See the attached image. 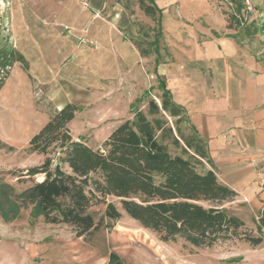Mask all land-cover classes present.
<instances>
[{
    "label": "rangeland",
    "instance_id": "obj_1",
    "mask_svg": "<svg viewBox=\"0 0 264 264\" xmlns=\"http://www.w3.org/2000/svg\"><path fill=\"white\" fill-rule=\"evenodd\" d=\"M161 1L155 2L157 29L156 18L147 16L138 0H0V48L11 47L27 61L26 69L13 63L0 89V180L13 188L2 187V206L8 195L27 186L17 176L45 157L26 152L28 141L65 103L78 107L68 123L71 136L102 150L135 108L150 120L161 117L179 136L175 118L150 114L148 99L160 103L159 80L170 91L186 88L187 78L170 72V65L181 70L192 65L205 42L229 41L236 54L264 73V0H169L167 6ZM159 64H165L166 75L157 74ZM186 84L193 87L190 93L200 81L190 78ZM145 91L148 97H142ZM178 127L182 138L205 149L185 116ZM156 134L169 152L181 153L183 140L177 146L169 134ZM203 160L198 168L211 169ZM259 178L264 183L263 172ZM243 201L236 192L224 206L255 230L253 219L263 205L258 210ZM102 210L103 205L91 208L101 224L84 236L67 224L31 217L30 207H19L13 219L0 214V264H106L111 253L125 264H264L262 244L231 239L195 247L182 239L164 241L123 211L108 225Z\"/></svg>",
    "mask_w": 264,
    "mask_h": 264
},
{
    "label": "trees",
    "instance_id": "obj_2",
    "mask_svg": "<svg viewBox=\"0 0 264 264\" xmlns=\"http://www.w3.org/2000/svg\"><path fill=\"white\" fill-rule=\"evenodd\" d=\"M138 2L147 16L156 18L159 29L155 1ZM242 6L237 3L238 9ZM15 62L27 68L19 51L1 47L0 89ZM157 88L160 103L149 97L148 112L175 118L179 136L173 135L172 127L161 117L150 120L135 108L132 118L111 131L103 149H95L71 136L68 123L78 107L67 102L28 141L26 152L45 157L39 165L17 176L18 182L28 184L7 196L6 207L0 202L3 218L13 219L19 207H30L31 217L41 216L48 224H67L76 236H84L100 227L101 220H95L91 208L103 205L102 218L108 225L118 220L123 211L164 241L182 239L195 247H210L239 239L251 246L264 245V204L255 230L246 228L243 220L224 206L236 196V191L221 182L212 169L198 168L207 158L205 150L182 138L178 123L184 118V110L173 100L164 81L159 80ZM148 96L149 91H145L142 97ZM157 131L172 136L177 146L183 140L181 153L169 152L158 139ZM35 175L42 177L36 180ZM4 186L13 190L0 180V198ZM108 198H115L119 205ZM106 264L125 263L111 253Z\"/></svg>",
    "mask_w": 264,
    "mask_h": 264
},
{
    "label": "crops",
    "instance_id": "obj_3",
    "mask_svg": "<svg viewBox=\"0 0 264 264\" xmlns=\"http://www.w3.org/2000/svg\"><path fill=\"white\" fill-rule=\"evenodd\" d=\"M200 48V57L183 71L171 63L170 72L200 81L189 93L193 87L185 80L186 88H172V98L205 143L203 161L245 199L244 204L260 210L264 204V183L259 178L264 173V73L249 58L236 54L229 41L212 40ZM164 65H157L160 76L166 75ZM253 220L256 226L257 218Z\"/></svg>",
    "mask_w": 264,
    "mask_h": 264
}]
</instances>
